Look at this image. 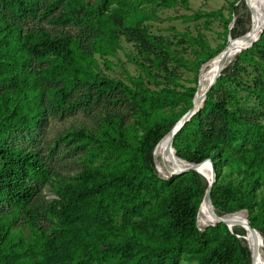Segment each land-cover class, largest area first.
Returning <instances> with one entry per match:
<instances>
[{"label": "trees", "instance_id": "1", "mask_svg": "<svg viewBox=\"0 0 264 264\" xmlns=\"http://www.w3.org/2000/svg\"><path fill=\"white\" fill-rule=\"evenodd\" d=\"M177 1L161 0L164 5ZM118 2L0 0V200L3 201L0 264H251L242 227L235 225L229 229L221 221L206 225L203 230L196 226L197 207L207 186L199 172L188 169L164 178L161 174L165 171L152 154L156 143L191 105L195 85L184 91L166 86L129 88L120 79L101 77L87 70L85 57L77 51L72 35H53L43 27L23 31L12 22L49 15L61 3L69 7L78 4L90 16H102ZM259 16L257 12L258 30ZM249 20L247 17L246 28L241 26L239 32L240 20L238 16L234 19L232 28L228 29L233 40L244 36L250 27ZM254 28L255 21L252 33ZM139 33L147 43V36ZM251 38L247 34L245 41ZM257 40L262 48L264 27ZM242 44L241 39L238 45ZM217 58L204 65L201 79L213 72ZM33 59L52 62L36 70L30 66ZM79 70H84V76L78 80ZM62 73L71 77L54 87L50 100L55 108L78 109L86 106L91 96L98 98L102 90H120L135 105L141 131L131 133L122 119L111 112L104 114L95 131L85 126L70 128L69 136L90 144L91 151L100 159L83 167L73 182L59 186L58 199H34L40 188L36 180L44 177L47 168L38 150L22 148L9 136L18 127L30 128L39 120L43 84L63 78ZM222 78L219 75L217 82ZM72 82L77 85L86 82V86L78 99L70 100ZM212 87L206 91L198 111L175 133L171 145L179 158L191 162L210 157L215 172L210 199L215 212L242 215L244 211H236L252 205L253 188L257 185L264 188V133L260 125L241 118L225 100L211 99ZM255 95L263 102L261 93ZM180 98L187 101L183 113L164 111V105L175 104ZM207 113L223 119V131L204 127L202 119ZM247 138L252 140L249 147H236L237 139ZM227 155L236 166L237 161L241 162L239 171L243 181L220 180ZM36 200L39 205L33 204ZM247 217L249 224L264 235L254 217ZM18 227H25V232ZM190 259L195 263L184 262Z\"/></svg>", "mask_w": 264, "mask_h": 264}, {"label": "rangeland", "instance_id": "2", "mask_svg": "<svg viewBox=\"0 0 264 264\" xmlns=\"http://www.w3.org/2000/svg\"><path fill=\"white\" fill-rule=\"evenodd\" d=\"M235 3L238 1L179 0L164 5L161 0H120L102 16H90L78 4L69 7L61 3L49 15L12 22H16L23 31L43 27L53 35H72L77 42V51L85 57L86 69L98 76L120 79L129 88L158 89L166 86L184 91L190 86L195 85L196 88L198 79L199 83L202 81L200 76L203 72L200 76L199 72L203 62L228 43V29L232 28V21L237 16L240 20V23L237 22L238 31L241 26L246 28L248 14L242 11L240 5L235 12ZM254 30L249 33L251 37ZM139 31L147 36V43L141 40ZM242 40L245 41V38ZM253 44L257 46H247L224 63L219 74L223 78L220 82L216 78L211 84L213 87L209 95L214 100H225L229 108L237 110L241 118L260 125L264 133V99L262 102L255 95L258 92L264 97V46L259 48L258 40ZM51 62L49 59H33L30 66L38 70ZM77 74L78 80L81 79L84 70L77 71ZM70 77L64 73L63 78L43 84V110L39 120L30 128L18 127L9 136L13 143L22 148L38 150L47 168L44 177L36 180L40 188L34 199H58L56 189L59 186L73 182L75 174L83 167L94 165L100 159L97 153L91 151L90 144L69 136L70 128L85 126L95 131L104 114L111 112L122 119L131 133L141 131L134 112L135 105L120 90H102L98 98L91 96L86 106L81 105L78 109L55 108L50 100L52 91L54 87L68 82ZM70 86L69 99H78L86 82L78 85L72 82ZM201 105L202 102L198 108ZM186 106L187 101L180 98L175 104L164 105L163 108L167 113L177 114L183 113ZM202 122L210 130L219 131L224 127L223 119L213 113L204 115ZM251 143V138L237 139L235 145L244 148ZM224 159L220 180L232 183L243 181L239 171L241 162L237 161L236 166L229 155ZM253 192L252 205L242 210L246 217L253 216L264 230V188L257 185ZM1 203L2 200L0 206ZM33 204L39 205V201ZM196 226L203 230L206 225L201 222ZM17 229L22 232L26 230L25 227ZM184 262L195 263V260Z\"/></svg>", "mask_w": 264, "mask_h": 264}, {"label": "bare ground", "instance_id": "3", "mask_svg": "<svg viewBox=\"0 0 264 264\" xmlns=\"http://www.w3.org/2000/svg\"><path fill=\"white\" fill-rule=\"evenodd\" d=\"M239 5L241 6V9L243 12H246L248 14V17H250V27L249 29L243 34L244 36L242 38H246V35L252 32V26L255 21V34L254 36L250 39V41L256 37L257 35L260 34V31L263 28L264 24V1L259 0V4L257 3L256 0H239L238 1ZM262 3V5H261ZM257 12H260L259 16V30L257 27ZM263 15V23L261 25V16ZM234 23V20L232 21V25ZM231 25V26H232ZM232 40V37L230 36L228 38V43L227 45L216 55H214L212 58L207 60L205 63H203L202 69L204 65L210 61L211 59H214L215 57H218L219 55H222V58H217V66L213 70L211 74L206 76V78L202 79L199 83L198 79V84L196 87V91L194 93L192 103L195 104L197 102V105L199 106L200 103L202 102L203 99V89L205 87L206 82H209L210 80L213 79L215 76L218 68L222 67L224 63L230 59L236 52L240 51L242 46L246 45L249 41H243V44L240 46L238 45V41L241 40ZM221 57V56H220ZM202 69L199 72L202 71ZM187 112V111H186ZM185 112V113H186ZM184 113V114H185ZM183 114V115H184ZM182 115V116H183ZM153 152H155V157L157 163L163 168L165 173L162 174H168L170 171H173L177 169L178 166H181L184 164L183 159L179 158L175 153L174 150L172 149L171 145V137L168 134H164L161 139L156 143ZM152 152V154H153ZM154 160V159H153ZM154 166L156 167V163L154 161ZM199 168L198 172L199 174L206 180H210L212 178L211 172H210V165L208 163V160L203 161L202 163H199ZM239 211H244V210H238ZM245 212V211H244ZM232 213H225L222 215H218L212 204L210 205V201L208 202L207 199L205 198L204 200L201 201V204L198 207L197 211V217H196V223L198 224V220L207 225L209 223H212L216 219H220L219 221L225 222V224L230 227H233L235 225L240 226L244 229V233L246 235V243L248 245V249L250 251V260L251 264H264V238H260L255 232H252L249 230L246 225L245 221H248L247 217L245 214L242 215H231ZM199 226V225H198Z\"/></svg>", "mask_w": 264, "mask_h": 264}, {"label": "water", "instance_id": "4", "mask_svg": "<svg viewBox=\"0 0 264 264\" xmlns=\"http://www.w3.org/2000/svg\"><path fill=\"white\" fill-rule=\"evenodd\" d=\"M263 1H264V0H263ZM238 5H239L238 3H235L233 10H235V9L238 7ZM263 27H264V24H263ZM262 29H263V28H262ZM261 32H262V30L260 31V33H261ZM259 36H260V34L257 35L256 37H254V38H253L251 41H249L246 45L242 46L241 50L244 49V48H246L247 46H251V45L253 44V42H254L255 40L258 39ZM241 50H240V51H241ZM221 68H222V67L218 68V70H217L215 76L213 77V79L206 83V85H205V87H204V89H203V97H204L206 91L208 90V88L210 87V85H211L213 82H215L217 76L220 74V70H221ZM197 109H198L197 102H196L195 104L191 103V105H190V106L188 107V109L186 110L187 112H186L183 116H181V117H180V118L174 123V125H173V126H172V127H171V128L165 133V134L170 135V137H171V143H172V140H173V137H174L175 133H177V131L183 126V124H184L187 120H189L190 117H191L196 111H198ZM154 145H155V144H154ZM172 149L174 150L173 146H172ZM204 158H207V160H208V163H209V165H210V172H211V176H212V178H211L210 180L207 181V186H206V188H205V191H204V195H203L202 200H204V199L206 198L208 202L210 201V205H211L212 202H211V199H210V189H211V186H212V184H213V182H214V180H215V172H214V170H213V166H212V163H211L209 157H204ZM204 158H203V159H204ZM181 159H182V158H181ZM183 161H184V164H183V165L178 166L177 169H175V170H173V171H170L168 174H162V176H163L164 178H168V177L172 176L173 174H179V173H181V172H183V171H186V170H188V169H194V170H196V171L198 172V168H199L198 165H199V163H202L203 160H202V161H198V162H191V161H188V160L183 159ZM200 204H201V203H200ZM197 208H198V207H197ZM196 213H197V211H196ZM219 220H220V219H216V220H214L212 223H209V224H215V223L219 222ZM223 223H225V222L223 221ZM245 225H246V227H247L249 230H251L252 232H255L260 238H264V235H263L262 233H260V231H259L256 227L251 226V225L249 224L248 221H245ZM227 227H228V226H227Z\"/></svg>", "mask_w": 264, "mask_h": 264}]
</instances>
